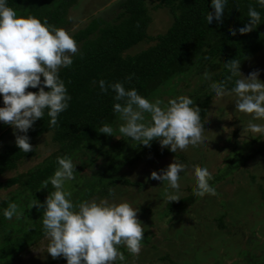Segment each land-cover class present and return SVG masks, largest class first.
<instances>
[{"label":"trees","instance_id":"trees-1","mask_svg":"<svg viewBox=\"0 0 264 264\" xmlns=\"http://www.w3.org/2000/svg\"><path fill=\"white\" fill-rule=\"evenodd\" d=\"M78 2L79 0H8V5L18 14L32 15L42 22L46 19L49 25L65 29L69 25L68 14ZM210 3L211 0H155L154 8L167 9L173 20L164 34L150 36L148 28L152 18L147 0H123L118 6V11L109 20L92 17L83 29H79L73 35L78 52L73 56L72 65L59 71L71 100L68 108L59 114L57 126L49 127V117L45 111V115L27 132L32 151L25 153L19 150L16 144L5 146L0 151V191L11 190L5 198H0V264H13L20 255L33 249L46 237L42 228L43 208L36 206L30 208V204L33 199L43 204L47 195L54 190L50 184L47 188H40L41 182L51 176L58 166L56 157L65 155L70 156L76 164L75 179L65 185L67 190L71 191L74 203L92 198H112L117 188L138 187V190H141L143 188L141 184L119 176L120 170L127 165L133 166L143 162L146 164L147 161L158 163L169 156L176 158L179 164L186 166L184 169L186 172L180 173L181 180L184 174L187 176L185 181L180 180L185 193L178 201L165 202L167 185L163 181L165 184L162 188L163 193L161 190L158 191L155 207L158 211L161 203L165 204L159 212L161 218L168 217L171 213L177 219L185 215L190 225L203 227L204 230L203 223L208 217L198 215L195 219L189 216V210L208 197H214L222 210L218 218H211V222L209 221L214 225V236L221 234L222 241L227 240L229 243L243 246L238 257L240 264H264V254L256 256L253 252L252 244H257L254 239L256 238L254 227L252 229L247 222L245 225L251 229L249 232L247 228L240 231L242 227L237 230L230 227L228 219L230 217L232 220L234 211H224L222 197H232L234 191L223 193L220 190L226 181L230 183L236 181L238 187L245 182L250 183L257 187L259 202L264 209V202L261 201V199L264 201L262 181L264 172L255 175L246 167L252 163L256 154L263 152L264 135L256 134L252 142L260 140L262 145L251 150L249 155L234 152L237 147H233L232 143L229 144L231 150L222 148L227 154L230 151L233 153L228 155L218 170L212 174L210 184L217 194L197 197L194 195L195 177L191 174L198 165L205 167L202 160H198L197 163L193 161L194 164L191 166L194 169L187 170L189 163H184L179 154L169 151L167 147L162 148L157 139L152 140L149 146H144L120 136L117 131H114L113 136L99 132L102 123L111 124L114 130L120 123L118 114L112 109L115 93L111 89L102 93L98 85L101 79L106 85L117 81L123 82L125 88L134 87L139 94L148 99L164 96L167 99L173 98L177 95L179 84H182L184 89L189 87L186 95L201 109L203 123L215 97L209 85L226 81L227 88L233 87L236 77L232 81H227L230 73L226 65L232 59L238 60L242 73L247 63L264 51V8H261L256 0H229L222 22L217 23L214 19L211 24H207L205 16L208 11H213ZM249 6L260 12L261 22L251 31L240 34L237 30L248 22ZM233 32L236 34H231ZM142 42L147 44L146 49L135 55L127 54ZM215 63L218 65L217 70L209 74L208 67L211 68ZM205 73L209 75V79L204 78ZM129 76L131 79L126 80L125 78ZM259 78L264 82V73H260ZM192 79L194 84L191 85ZM36 90L26 89L32 92ZM243 115L247 117L248 114ZM253 122L262 123L264 120ZM245 133L248 134L246 137L252 136L247 130ZM44 136L49 137L54 150L33 168L2 180L4 175L18 172L23 161L38 156L35 144ZM106 136L109 138L105 139ZM114 136H119V140L113 141ZM98 158L105 159V162L94 171L93 166ZM86 169L89 173H84ZM146 181L151 180L147 178ZM163 194L165 200H162ZM10 201L16 202L22 209L23 216L20 220H16L15 217L10 220L3 217L2 210ZM141 212L139 210L137 216ZM143 214L150 216L147 215V211ZM141 223L143 225L145 223L142 240L144 246L149 241L146 225L152 224L153 220ZM120 250L126 257L131 255L122 246ZM206 260L208 262L209 258ZM159 261L166 262V256L160 257ZM233 262L232 264H238L237 261ZM46 264L65 262L62 261V257H50ZM116 264L120 262L117 261Z\"/></svg>","mask_w":264,"mask_h":264},{"label":"clouds","instance_id":"clouds-1","mask_svg":"<svg viewBox=\"0 0 264 264\" xmlns=\"http://www.w3.org/2000/svg\"><path fill=\"white\" fill-rule=\"evenodd\" d=\"M228 3L229 0H211L213 11L206 14V23L211 24L214 19L222 22ZM256 3L264 8V0ZM247 18L248 22L237 30L240 34L261 22L260 12L252 6L248 7ZM77 52V42L66 30L49 25L46 19L42 22L35 16L18 14L8 5V0H0V122L12 126L19 150L32 151L27 132L45 111L51 128L57 126L59 114L68 108L71 96L59 71L72 65ZM226 67L230 73L227 81L236 77L234 86L227 88L226 81L214 82L209 85L212 93L218 99L234 96L236 112L250 114L246 129L264 135V123L253 122L264 120V82L258 79L259 73L242 75L240 61L234 59ZM204 78L210 77L205 73ZM125 79L130 80L131 76ZM98 85L102 93L109 89L115 93L112 109L120 121L115 130L111 124L102 123L100 133L113 136L117 131L120 136L144 146L157 139L162 148L167 147L173 153L187 151L189 146H207L209 138L201 109L189 96L178 95L165 102L160 97L150 100L134 87L125 88L120 81L106 85L101 79ZM28 88L37 90L26 91ZM56 162L58 166L53 174L40 187L47 188L50 184L54 190L43 204L36 199L30 204V208H43L42 228L48 238L46 252L53 258L63 257L66 264H116L117 261L129 264L120 247L133 257L141 251L145 226L137 219L138 208L126 200L92 198L74 203L65 185L75 179L76 164L68 155L56 157ZM183 171L184 165L173 161L159 174L150 173L151 179L167 182L168 203L180 200ZM194 176L195 196L217 194L210 184L212 174L206 167L195 168ZM2 215L5 219L20 220L23 211L10 201Z\"/></svg>","mask_w":264,"mask_h":264},{"label":"rangeland","instance_id":"rangeland-1","mask_svg":"<svg viewBox=\"0 0 264 264\" xmlns=\"http://www.w3.org/2000/svg\"><path fill=\"white\" fill-rule=\"evenodd\" d=\"M122 1L123 0H79L78 4L75 5L68 14L69 25L64 30H67V32L69 31L68 33L73 36L79 29H83L92 17L107 21L118 11V6ZM154 1L155 0H147L150 16L152 18V22L148 28V34L150 36L164 34L173 20L167 9H155ZM147 47L146 43H139L129 50L127 54L135 55ZM217 68L218 65L216 63L213 64L211 68L208 67L209 74L216 71ZM251 72H258L259 74L264 73V51L247 63L242 71V75L247 76ZM259 74L258 79H260ZM190 84H194L193 79ZM181 86L183 88H181ZM188 90L189 87L184 89V86L179 84L176 96L186 95ZM161 98L165 101L167 100L166 96ZM173 98H175V96ZM233 100L234 96L224 97L223 99L213 98L209 106L208 114L203 121L206 134L209 138L207 146H189L187 151L178 150L175 153L179 154L180 158H183L184 163H189L190 166L187 165L189 166L187 170L191 168L194 169V167L191 166L194 164L193 161L197 163L202 160L201 162H203L205 167L213 174L218 170L227 156L233 153L230 151V153L227 154L226 151L223 150L224 148H226L227 151L231 150L229 147L230 143H232L233 147H237L234 152L238 151L248 155L255 147L257 148L259 145H262V141L260 140L254 143L252 142V140L256 138L255 133L250 132L252 136L246 137L248 135L245 133L247 130L246 125L250 120V118H248L250 114H248L247 117H243L244 113L236 112ZM0 106H2V101H0ZM245 119H248V121ZM37 121L38 120L34 122L33 126ZM15 134L19 135L21 133L16 132ZM107 138L109 137L106 136L105 139ZM119 138V136H114L113 141H117ZM234 143H237V145ZM13 144H15L14 129L11 125L0 122V151L5 146H11ZM35 145L38 156L23 161L19 166L18 172L6 174L2 177V180L14 176L15 173H24L28 169L33 168L54 150V146L51 144L48 136H44L37 140ZM175 159L176 158L169 156L163 161H158V163L147 161L146 164L143 162L133 166L127 165L124 169L120 170L118 175L123 179L141 184L143 188L141 190H138V187L117 188L112 198H104L116 202L126 200L133 207H137L138 211H142L138 213L137 216L140 222L153 220L152 224L146 225L149 238L148 244L141 247V251L137 257H133L132 255L126 257L129 264H232L234 263L233 260L240 264V259L238 257L242 252L241 249H243V246L233 242L229 243L227 240L222 241L221 234L214 236V225L210 223V219L215 217L218 218L222 213V210L216 204V198L208 197L204 201H201V204L189 210V216H193L195 219L198 215H206L205 217H208V220L203 223L205 226L204 230L203 227L190 225L185 215L177 219L171 213L168 217L162 219L159 212L163 209L165 204H163L161 200L159 201L160 203L162 202L160 208L156 211V201H158L157 194L159 190L162 191L165 184L161 181L151 179L150 173L153 170L159 174V168L164 169L173 161L178 163ZM104 162L105 159L98 158L93 166V170L95 171L96 167L104 164ZM198 167L201 166L198 165ZM246 167L252 174L261 175V173L264 172V150L256 154L252 159V163H249ZM184 169H186L185 165ZM88 171L89 170L86 169L84 173H89ZM185 172L186 171H183L182 173ZM191 175L194 176V172ZM147 178L151 181H146ZM186 178L187 176L184 174L181 181H185ZM262 181L264 182V177ZM228 182L229 181H226L224 185L220 187V190L223 193H233L234 191L232 197H222V202L225 204L224 211H234L232 220L230 217L228 219L230 227L232 230H237L242 227L240 231H244V229L247 228L245 225L246 222L250 224L252 229L254 227L257 238L254 239L257 244H252L254 248L253 252L256 256L262 255L264 254V209H262L259 202V195L256 191L257 187L255 188L254 185L245 182L241 184L239 188L236 185V181H232L231 183ZM164 183L167 185L166 181ZM70 188H72V186ZM9 191H0V198H5ZM184 191L185 190H183L180 184L179 197L185 193ZM96 199L99 200L102 198ZM162 200H165L164 194L162 195ZM166 201L167 200H165V202ZM261 201L264 202L262 199ZM145 211H147V215L150 216H144L143 212ZM248 230L251 231L249 227L247 228V232H249ZM47 245L48 238L45 237L33 249L20 255L13 264H46L47 260L52 257L46 252ZM244 253H246V251ZM163 256H166V262L159 261V258ZM207 257L209 258L208 262L206 260ZM63 259L62 257V261L66 264V260Z\"/></svg>","mask_w":264,"mask_h":264}]
</instances>
